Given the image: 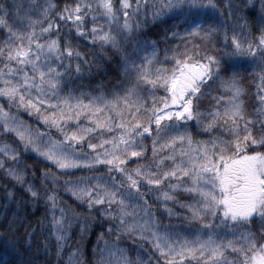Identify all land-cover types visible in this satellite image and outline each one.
<instances>
[{
  "label": "snow or ice",
  "instance_id": "obj_1",
  "mask_svg": "<svg viewBox=\"0 0 264 264\" xmlns=\"http://www.w3.org/2000/svg\"><path fill=\"white\" fill-rule=\"evenodd\" d=\"M0 264H264V0H0Z\"/></svg>",
  "mask_w": 264,
  "mask_h": 264
},
{
  "label": "trees",
  "instance_id": "obj_2",
  "mask_svg": "<svg viewBox=\"0 0 264 264\" xmlns=\"http://www.w3.org/2000/svg\"><path fill=\"white\" fill-rule=\"evenodd\" d=\"M59 3H63V0H58ZM154 31L156 29H153ZM27 118V117H25ZM65 200H67L69 203H72L70 197L65 196ZM39 213H37L38 215ZM101 231V228L99 227V222H97L96 226L87 234L86 238L81 242L82 247L84 248L85 251V259L87 260L89 257H91L92 254V245L95 242L96 238V233ZM44 257H41L43 259Z\"/></svg>",
  "mask_w": 264,
  "mask_h": 264
}]
</instances>
